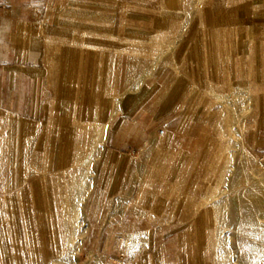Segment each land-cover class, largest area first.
<instances>
[{
    "label": "crops",
    "instance_id": "obj_1",
    "mask_svg": "<svg viewBox=\"0 0 264 264\" xmlns=\"http://www.w3.org/2000/svg\"><path fill=\"white\" fill-rule=\"evenodd\" d=\"M239 91L264 0H0V264H219Z\"/></svg>",
    "mask_w": 264,
    "mask_h": 264
},
{
    "label": "rangeland",
    "instance_id": "obj_2",
    "mask_svg": "<svg viewBox=\"0 0 264 264\" xmlns=\"http://www.w3.org/2000/svg\"><path fill=\"white\" fill-rule=\"evenodd\" d=\"M223 101L218 143L226 161L215 180L230 186L219 189L228 208L219 264H264V173L251 138L259 107L244 91Z\"/></svg>",
    "mask_w": 264,
    "mask_h": 264
},
{
    "label": "built area",
    "instance_id": "obj_3",
    "mask_svg": "<svg viewBox=\"0 0 264 264\" xmlns=\"http://www.w3.org/2000/svg\"><path fill=\"white\" fill-rule=\"evenodd\" d=\"M164 131L162 130L160 132V134H163ZM258 167L261 169V171H263L264 173V157H262L259 161H258Z\"/></svg>",
    "mask_w": 264,
    "mask_h": 264
}]
</instances>
